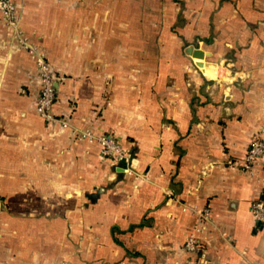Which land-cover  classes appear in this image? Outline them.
<instances>
[{"label":"crops","instance_id":"0c3cea01","mask_svg":"<svg viewBox=\"0 0 264 264\" xmlns=\"http://www.w3.org/2000/svg\"><path fill=\"white\" fill-rule=\"evenodd\" d=\"M14 5L67 127L36 115L34 59L0 14V264H264V154L242 169L264 144V0ZM83 132L113 136L130 173Z\"/></svg>","mask_w":264,"mask_h":264},{"label":"built area","instance_id":"2783aa9c","mask_svg":"<svg viewBox=\"0 0 264 264\" xmlns=\"http://www.w3.org/2000/svg\"><path fill=\"white\" fill-rule=\"evenodd\" d=\"M0 14L5 24L11 27L16 35V41L21 49L26 51L34 59L35 68L39 80V92L35 101V113L41 119L49 123H58L62 128L67 127V123L56 119L52 113V106L55 101L56 91L54 88L55 76L46 62L45 56L36 48L27 42L26 38L20 36L17 30V17L15 14L14 0H0ZM82 139L91 143L95 141L99 146V156L111 163H120L123 166V172L129 171V156L122 149L119 143L110 135L94 136L88 132L80 134ZM264 154V144L257 139L251 140L243 158L242 169L250 173L251 168L257 163L258 159ZM250 212L255 223L259 224L264 219V204L262 201L254 202L250 206ZM200 223L208 220V213L203 211L198 215ZM200 230V224L194 226L182 246L183 250L193 253L198 249L195 234Z\"/></svg>","mask_w":264,"mask_h":264},{"label":"water","instance_id":"95a60500","mask_svg":"<svg viewBox=\"0 0 264 264\" xmlns=\"http://www.w3.org/2000/svg\"><path fill=\"white\" fill-rule=\"evenodd\" d=\"M185 54L187 56L191 57L192 59L200 61V62H195V66L199 69L202 68L203 65L204 66H213V65H208V64L203 63L204 53L200 50H194V49H192V47H187L185 49Z\"/></svg>","mask_w":264,"mask_h":264}]
</instances>
